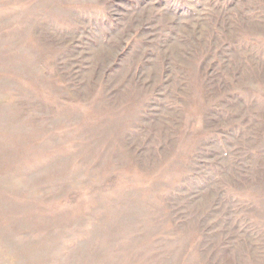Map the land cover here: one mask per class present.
Returning a JSON list of instances; mask_svg holds the SVG:
<instances>
[{
  "label": "rangeland",
  "instance_id": "rangeland-1",
  "mask_svg": "<svg viewBox=\"0 0 264 264\" xmlns=\"http://www.w3.org/2000/svg\"><path fill=\"white\" fill-rule=\"evenodd\" d=\"M0 264H264V0H0Z\"/></svg>",
  "mask_w": 264,
  "mask_h": 264
}]
</instances>
